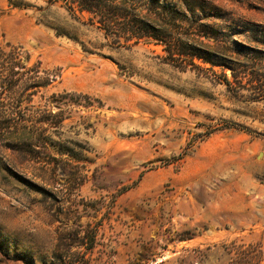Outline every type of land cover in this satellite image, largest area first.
Instances as JSON below:
<instances>
[{
	"label": "rangeland",
	"instance_id": "obj_1",
	"mask_svg": "<svg viewBox=\"0 0 264 264\" xmlns=\"http://www.w3.org/2000/svg\"><path fill=\"white\" fill-rule=\"evenodd\" d=\"M9 1L0 264H264V0H161L210 16L224 42L188 23L173 35L256 73L234 79L79 28L60 5Z\"/></svg>",
	"mask_w": 264,
	"mask_h": 264
},
{
	"label": "trees",
	"instance_id": "obj_2",
	"mask_svg": "<svg viewBox=\"0 0 264 264\" xmlns=\"http://www.w3.org/2000/svg\"><path fill=\"white\" fill-rule=\"evenodd\" d=\"M47 7L60 5L65 8L71 20L82 26H94L96 29L105 30L106 35L113 37V41L119 43L123 40L125 43L133 42L137 44L140 41L153 40L157 44H164L165 49L170 55L180 53L189 56L192 60L197 59L203 64H208L210 70L213 68L229 69L231 77L234 79L237 75L250 74L252 66L244 62H233L231 58H224L220 61H212L206 56L213 51L197 44V41L190 40L188 35H173L172 30L181 29L182 23H188L192 30H196L199 37L212 38L215 42L218 40L214 26L205 23L210 16L197 15L194 9H188L187 12L181 11L173 4L161 0H41ZM8 5L12 8H26L19 1H9ZM41 10V8H39ZM191 15L189 20L188 15ZM71 27V26H70ZM66 32H57V35H68ZM219 33V32H217ZM76 41V38H73ZM235 46L242 47L236 41H232ZM178 51V52H176ZM178 53V54H179ZM205 55V56H202ZM20 55L12 54L6 56L7 62L18 59ZM191 65H194L191 63ZM196 66V65H194ZM199 67V66H196ZM3 76L0 74V77ZM1 80V78H0ZM227 85L230 82L226 80Z\"/></svg>",
	"mask_w": 264,
	"mask_h": 264
}]
</instances>
